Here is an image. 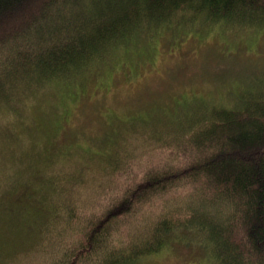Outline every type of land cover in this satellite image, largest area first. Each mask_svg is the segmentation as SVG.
Returning a JSON list of instances; mask_svg holds the SVG:
<instances>
[{"label":"trees","instance_id":"16d2710c","mask_svg":"<svg viewBox=\"0 0 264 264\" xmlns=\"http://www.w3.org/2000/svg\"><path fill=\"white\" fill-rule=\"evenodd\" d=\"M218 22L263 27L264 0H0V107L11 110L21 125L15 113L18 101L39 97L46 105L41 97L48 92L96 80L124 46L149 42L172 27L179 28L182 38L188 35L186 26ZM231 82L232 105L212 96L200 99L195 117L175 139H183V146L169 160L175 164L168 167L172 171L158 169L127 183L132 151L121 148L127 134L159 136V124L175 123L149 112L146 117L136 114L125 119L126 133L119 134L114 148L87 156L95 159L103 182L123 189L118 197L102 205L85 195L81 184L89 177L88 165L73 173H47L40 162L38 171L33 167L8 180L2 196L10 200L0 192V229L21 236L34 233L39 245L60 244L52 264H132L196 236L211 264H264V74L252 82ZM40 159H45L42 152ZM117 173L123 174L118 182ZM178 188L189 190L181 193L184 199L165 197ZM72 199L73 210L79 209L75 214ZM153 203L158 207L152 208ZM21 205L30 212L18 219L14 208ZM123 216L134 224L120 227L118 217ZM73 219H79L78 226L63 229ZM123 238L135 244L122 247ZM109 242L112 250L105 248ZM34 249L21 247L17 254L26 257ZM7 259L0 264H8Z\"/></svg>","mask_w":264,"mask_h":264},{"label":"rangeland","instance_id":"374dc122","mask_svg":"<svg viewBox=\"0 0 264 264\" xmlns=\"http://www.w3.org/2000/svg\"><path fill=\"white\" fill-rule=\"evenodd\" d=\"M178 30L172 27L163 35L149 39V42L142 39L145 43L124 46L109 63L101 67L96 80L77 84L76 89L66 91L61 88L48 92L46 97H41L46 105L39 97L23 101L17 99L15 113L20 116L21 125L17 124V116L11 110L1 106V198L10 200L7 199L9 195L2 196L9 179L18 172L26 174L27 171H33V167L38 171V166H42L40 162L44 163L46 172L73 173L72 170L88 165L89 177L86 183L81 184L85 195L102 205L118 197L119 190L123 189H115L110 186L111 182H103L95 159L92 161L87 156L91 154L90 151L103 152L114 148V141L120 139L119 134L126 133L125 119L136 114L144 113L146 117L152 113L160 121L169 118L175 123L159 124L156 133L159 136H155V132L127 134V142L121 147L132 151L128 172L124 175L128 176L127 183L158 169L172 171L168 167H174L175 164L169 160L179 154L183 146V139L181 143L175 142V139L178 141L181 138L177 137L180 130L187 128L188 121L198 111L196 107L200 99L212 96V99L223 101V105H232L231 80L242 78L252 82L257 74H264V25L251 24L240 28L227 27L221 22L209 25L202 23L198 28L186 26L184 30L188 35L182 38H178ZM39 150L44 153L45 159H40L41 152L36 153ZM97 175L100 177L94 180ZM116 177L114 180L118 182L123 179V174L117 173ZM187 191L185 188L174 189L168 191L165 197H183L181 193ZM79 198L84 202V195ZM71 203L75 205L73 199ZM154 206L158 207L157 203H153L152 208ZM72 207L71 214L77 213L79 209L73 210ZM3 210L10 212V208ZM20 212L22 214L18 215ZM29 212L23 205L14 208L18 219ZM78 221L73 219L63 229L77 227ZM118 221H121L119 226L124 229L134 224L125 221L124 216L118 217ZM4 230L6 228L2 226L0 233L3 231L5 238L0 239V259L9 258L8 264H49L57 257L55 251L62 248L60 244L56 247L48 242L39 245L40 237L34 236V233L22 232L24 236H21L18 232ZM198 238H185L190 242L164 246L160 251L142 256L132 264H211L207 252L198 247ZM128 241L123 238L120 244L126 247ZM129 244L135 243L130 241ZM31 246L36 249L32 254L26 257L17 254L21 247ZM111 246L109 242L105 248L112 250Z\"/></svg>","mask_w":264,"mask_h":264}]
</instances>
